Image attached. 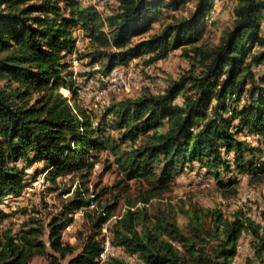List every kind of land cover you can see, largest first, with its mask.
<instances>
[{"label":"trees","instance_id":"1","mask_svg":"<svg viewBox=\"0 0 264 264\" xmlns=\"http://www.w3.org/2000/svg\"><path fill=\"white\" fill-rule=\"evenodd\" d=\"M183 1L118 0L117 9L103 16L79 0H0V204L27 186L26 170L34 163L44 164L34 170V179L43 173L55 183L59 176L91 170L107 150L124 176L149 183L139 195L145 203L193 164L223 193L235 183V171L251 182L264 180V70L259 68L264 66V0H231V26L214 46L195 41L215 0H195L188 16H172L160 31L132 43L152 29L162 9H181ZM75 28L91 41V65L108 59L99 62L104 76L133 57L146 54L150 63L182 46L192 67L160 94L111 103L100 119L79 101L64 61L75 49ZM90 200L76 192L63 205L62 217L48 222L50 252L45 241L30 235L41 233L35 228L21 236L2 233L0 264H29L36 256L47 264H128L110 255L99 260L98 230L114 204L104 207L95 234L79 252L62 241L72 222L68 214ZM143 204L125 210L109 240L142 264H231L242 231L250 233V261L264 255V212L256 222L241 212L227 218L217 208L193 205L182 212L188 220L182 229L173 214L181 211L159 210L151 221ZM6 216L0 209V219Z\"/></svg>","mask_w":264,"mask_h":264},{"label":"rangeland","instance_id":"2","mask_svg":"<svg viewBox=\"0 0 264 264\" xmlns=\"http://www.w3.org/2000/svg\"><path fill=\"white\" fill-rule=\"evenodd\" d=\"M79 1L83 5L94 6L103 16L114 12L118 6V0ZM194 3L195 0H185L181 4L183 5L181 9L175 10L172 7L162 9L153 21L152 29L142 36L134 37L132 43L145 39L148 34L160 31L163 23L172 20V16L177 18L188 16L189 12L194 10ZM232 20V1L215 0L209 20L195 41L196 44L214 46L222 31L231 26ZM77 29L80 39L77 43L75 40L76 54L73 51L67 53L64 61L71 71V79L75 82L79 101L100 119L103 111L111 103L118 104L148 93L160 94L171 81L178 79L192 67L188 56L182 51L183 46L169 51L163 58L150 63L145 62L144 58L147 55L144 54L131 58L127 64H118L113 72L114 81L108 85L106 76L99 72L100 63L105 64L108 59L102 58L91 65L88 55L94 51L93 46L89 37L85 36L80 28H75L73 34ZM259 68L264 70L262 65ZM60 92L67 97L70 95L69 91L62 87ZM248 140H252V137H248ZM43 166L41 161L28 168L27 186L18 196L8 197L0 204V209L7 215L0 219V237L4 232H10L12 236H21L25 234V230L35 228L41 233L33 231L30 235H37L38 240L45 241L48 252L50 249L47 243V224L54 216L62 217L63 205L71 201L76 192L91 200L88 206L68 214L72 222L62 231V241L76 247L74 254L80 251L88 236L95 234L97 230L94 226L95 220L107 205H115L106 224L105 234L109 238L110 228L125 210L143 203L142 210L151 216V221H154V216L159 214V210L166 212L172 208L173 211H181L173 214L182 229L188 228V220L182 212L188 211L189 206L193 205L217 208L227 218H232L234 214L241 212L257 220L261 212H264V180L251 182L246 175L236 171L233 173L235 183L226 187L227 190L223 193L213 178L207 177L197 164H193L192 167H185L167 190L145 203L139 195L149 189V183L143 178L128 179L124 176L108 150L101 154L91 170L59 176L55 183L47 180L43 173L35 179L32 177L34 170H40ZM129 200H135L136 203L131 205ZM102 236L100 229L97 237L100 239ZM245 243L251 246L249 242ZM245 246H241L232 263L264 264V255L261 261H250L252 253H249L247 251L249 247L247 246L246 249ZM110 254L123 259L128 264H142L135 255H129L119 248L111 247ZM47 263V259L43 256H36L29 262V264Z\"/></svg>","mask_w":264,"mask_h":264},{"label":"built area","instance_id":"3","mask_svg":"<svg viewBox=\"0 0 264 264\" xmlns=\"http://www.w3.org/2000/svg\"><path fill=\"white\" fill-rule=\"evenodd\" d=\"M79 33V30L77 29L75 31V33L73 34V37L74 39L76 40V43L79 41L80 39V35L78 34ZM75 49H76V44H75ZM73 50V52L76 54V50ZM75 59V58H73ZM116 66L111 70V72L108 74V76H106L107 78V81H108V85H110V83H112L114 81L113 79V72L116 70ZM103 231L105 232V229H103ZM248 238H250V233L249 232H246V231H242L241 232V235L237 241V251L236 253L239 251V249L241 248L242 245H246V249H247V244L245 243L246 241L248 242ZM246 240V241H245ZM249 248L247 249V251L249 253H252V248L251 246H248ZM111 252V246H110V242H109V237L106 236V234L104 235V240H103V250L100 254V258L101 260L104 259L108 253ZM231 264H234V263H231Z\"/></svg>","mask_w":264,"mask_h":264},{"label":"clouds","instance_id":"4","mask_svg":"<svg viewBox=\"0 0 264 264\" xmlns=\"http://www.w3.org/2000/svg\"><path fill=\"white\" fill-rule=\"evenodd\" d=\"M103 212V211H102ZM261 214H262V212H261ZM261 214H260V217H259V219H257V220H254L250 215H248V214H245L246 216H248V217H250L252 220H254V221H256V222H260L261 221ZM259 220V221H258ZM108 223V220L107 221H104V222H102V224H101V229H102V237H103V240H104V235H105V232H106V224ZM103 229H105V232L103 231ZM109 240H110V238H109ZM112 247V246H111ZM103 250V249H102ZM102 252V251H101ZM101 254V253H100ZM109 255H111L110 253H108L107 254V256H109ZM107 256L105 257V258H107ZM104 258V259H105ZM104 259H102L101 260V258H100V255H99V260L100 261H103Z\"/></svg>","mask_w":264,"mask_h":264}]
</instances>
